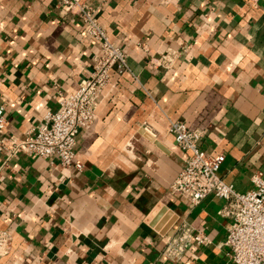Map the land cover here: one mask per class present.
<instances>
[{
    "label": "crops",
    "instance_id": "0c3cea01",
    "mask_svg": "<svg viewBox=\"0 0 264 264\" xmlns=\"http://www.w3.org/2000/svg\"><path fill=\"white\" fill-rule=\"evenodd\" d=\"M56 0H0V107L22 138L88 75L96 46ZM134 76L112 82L74 146L79 170L0 152V264H227L223 200L196 205L170 185L186 153L182 121L220 152L238 191L264 176V0H88ZM167 56L169 66L149 58ZM208 239L176 261L161 239L180 220Z\"/></svg>",
    "mask_w": 264,
    "mask_h": 264
},
{
    "label": "built area",
    "instance_id": "2783aa9c",
    "mask_svg": "<svg viewBox=\"0 0 264 264\" xmlns=\"http://www.w3.org/2000/svg\"><path fill=\"white\" fill-rule=\"evenodd\" d=\"M257 6L259 0H245ZM54 7L61 13L77 18L82 31L96 46L90 56L89 73L82 77L74 90L60 95L58 107L46 112L38 123L22 138L5 131L3 107H0V152L9 160L19 154L38 158H52L59 165H74V146L81 130L88 128L96 116V109L112 86L111 73L119 77L134 76L128 66L125 49L114 43L98 22L96 9L88 0H56ZM164 55L149 58L151 67L169 66ZM168 131L176 147L186 153L183 166L170 185L172 193L181 195L191 205H196L209 195L221 200L220 214L229 220L226 235L221 243L227 264H264V176L254 172L252 187L246 191L236 190L231 183L217 175L224 161L220 152H209L200 146L202 132L189 129L182 121H171ZM209 239L186 222L180 220L161 239V253L168 260H179L193 245H207Z\"/></svg>",
    "mask_w": 264,
    "mask_h": 264
}]
</instances>
